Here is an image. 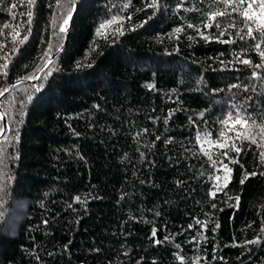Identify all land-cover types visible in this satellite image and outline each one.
Listing matches in <instances>:
<instances>
[{
	"label": "trees",
	"instance_id": "obj_1",
	"mask_svg": "<svg viewBox=\"0 0 264 264\" xmlns=\"http://www.w3.org/2000/svg\"><path fill=\"white\" fill-rule=\"evenodd\" d=\"M127 2L36 0L31 25L26 6L11 9L18 0L0 4V264H264V149L245 143L213 199L209 176L223 186L225 173L196 140L216 139L229 111L264 121V67H254L264 38H248L235 13L205 28V14L224 8L214 0ZM113 15L124 34L98 36ZM5 23L27 39L13 43ZM245 171L257 175L241 184Z\"/></svg>",
	"mask_w": 264,
	"mask_h": 264
},
{
	"label": "snow or ice",
	"instance_id": "obj_2",
	"mask_svg": "<svg viewBox=\"0 0 264 264\" xmlns=\"http://www.w3.org/2000/svg\"><path fill=\"white\" fill-rule=\"evenodd\" d=\"M4 0H0V4H2ZM215 3H219L224 5L223 9H218L211 11L210 13H206L207 16V22L204 23L205 28H212L213 26L219 27L220 24L217 20L218 17H231L233 13L237 14L242 21L245 23L246 26V36L252 40H255L258 38L257 34H259V38H264V0H214ZM36 0H18V4H12L11 9L17 8V6H26L27 12L21 13V15H26L27 20L26 23L28 25L32 24V8L35 6ZM131 0H128L127 3H124L122 5L123 9H127L130 7ZM74 7V5H73ZM148 8L152 9H158L159 3L158 0H150V3L147 4ZM229 9L231 11H229ZM186 11H198L199 9L196 8H189L185 9ZM137 11H140V9H137ZM13 20L16 19V16H12ZM151 18V17H149ZM124 17L113 15L110 19L102 22L98 29H97V35H103L105 39L108 38V31L111 30L112 35H123V21ZM128 20H131V16L127 17ZM71 20V11L68 13L67 18L63 20L62 25L59 28V31L61 33H65L67 31L66 25H68L69 21ZM254 25V27H253ZM236 25L234 23H230L229 27H235ZM188 28H193L196 30L201 38L208 40L209 37L205 36L204 33L200 32L199 28L194 24H187ZM11 29V32L9 35L12 36L13 43L19 42L23 43V40L27 39V36H24L23 39H19L20 37V25H12L5 23L3 25V29ZM184 29L181 27H177L174 30V34H176V38L179 39V34L183 32ZM0 35H3V31L0 30ZM223 35V33H221ZM218 39V37H217ZM241 40L245 39V36H240ZM223 43H230L234 41H221ZM4 45H0V49H2ZM255 49L259 51V55L264 60V50L261 49V45L259 43L254 45ZM59 50V49H58ZM48 53H45V56H47ZM4 59H7V57H4ZM237 61L239 63H242L244 65L253 66L252 61L248 59L241 60L239 57H237ZM52 61L48 60L47 64H50ZM221 63H224L221 61ZM45 65V67L47 66ZM91 66V65H89ZM255 68H262L264 67V63L255 64ZM7 68L8 63H4L3 65H0V72H2L3 75H7ZM47 75H51V71L48 72ZM253 76L256 78H259L258 74L253 72ZM38 77L30 76L28 79H37ZM46 78V77H45ZM149 87H154L153 85H150ZM241 87L238 84H233L230 86V88H239ZM40 89L37 88V91ZM5 91H8L7 88L0 90V95H3ZM245 91L247 89L245 88ZM31 99V97H29ZM250 99V98H249ZM233 108H236L235 105L232 106ZM171 116V114H170ZM165 119V123H167V119ZM201 116H203V113H201ZM222 127L220 128L219 132L217 133V138H212V133L210 131H205L203 133L198 132L196 135V140L198 144L200 145V152L207 157L208 161L210 162V165L213 167L215 172H220L221 169L224 170V177H223V186L220 185L221 176L220 175H210L209 180L215 181L213 189H210L209 195L215 199L217 192H220L223 190V188L227 187L228 182L231 180V173L232 168L229 167V164H238L240 163L238 156L241 154L245 149L244 145L245 143L251 144V145H257L261 149H264V121L257 123L256 120L252 119L251 115H243L239 110L233 114L232 111H229L227 113L226 118L222 119L220 121ZM2 131V130H0ZM144 131H147L145 129ZM7 139V137H5ZM156 139H160L159 136L156 137ZM170 142V141H168ZM213 149H218L219 152L214 158L213 155ZM0 152H3V149L0 148ZM235 153L236 156H232L231 154ZM220 157H223L221 159ZM225 160H228V163H225ZM259 160L262 164H264V151H261L259 153ZM243 167V165H241ZM203 175V173H201ZM257 175L256 172H248L245 171L243 178L241 179V184H243L246 180H248L250 177ZM260 175H264V172L260 173ZM179 183V182H178ZM80 197H75L76 201H80ZM236 205L235 207L239 206L240 197H235ZM71 207V205H69ZM212 207H215V204L212 205ZM158 215V213H157ZM47 223V221H45ZM196 224L201 225L202 228L207 227V222H203L200 220H196ZM216 228H219V224H216ZM188 228H193V225H188ZM261 232H264V227L261 228ZM153 238L157 237V229L153 228L151 233ZM164 240H168L169 237L165 236L163 238ZM195 239V238H193ZM204 239H207L204 237ZM155 244H160L163 241L160 239H154L153 241ZM71 243V241H69ZM248 244H259L260 240L259 238L254 240L246 241ZM233 246H239V245H233ZM180 246L177 245V248ZM65 248H67V245H65ZM98 251V250H97ZM199 259V258H198ZM197 259V264H198ZM181 260L183 258L181 257Z\"/></svg>",
	"mask_w": 264,
	"mask_h": 264
},
{
	"label": "rangeland",
	"instance_id": "obj_3",
	"mask_svg": "<svg viewBox=\"0 0 264 264\" xmlns=\"http://www.w3.org/2000/svg\"><path fill=\"white\" fill-rule=\"evenodd\" d=\"M19 209H20V206L18 207V211L20 212ZM13 214H14V215L11 217V220H10V222H9V227H10L11 230L14 229L15 223H16V221L18 220V217H17V211H14Z\"/></svg>",
	"mask_w": 264,
	"mask_h": 264
},
{
	"label": "water",
	"instance_id": "obj_4",
	"mask_svg": "<svg viewBox=\"0 0 264 264\" xmlns=\"http://www.w3.org/2000/svg\"><path fill=\"white\" fill-rule=\"evenodd\" d=\"M54 56H55V55H53V56L51 57V59H53ZM2 120H3L4 129H5V121H4V117H3V116H2ZM4 129H3V132H4Z\"/></svg>",
	"mask_w": 264,
	"mask_h": 264
}]
</instances>
